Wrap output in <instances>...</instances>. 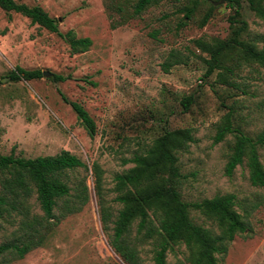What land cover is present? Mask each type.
<instances>
[{"label":"rangeland","instance_id":"1","mask_svg":"<svg viewBox=\"0 0 264 264\" xmlns=\"http://www.w3.org/2000/svg\"><path fill=\"white\" fill-rule=\"evenodd\" d=\"M16 1L41 6L59 20L62 33L72 30L78 38L89 37L92 45L73 53L58 34L0 8V154L36 158L69 151L86 168L68 170L63 179L73 190L84 182L89 201L81 211L64 217L56 208L60 220L47 221L34 194L29 219L37 218L51 229L46 242L24 258L4 254L0 264H125L101 223L94 168H99L104 198L117 214L121 205L115 201L116 177L134 168L131 160L145 154L166 130L184 128L192 130L194 142L179 154L186 175L183 199L194 202L233 194L236 210L250 226L228 244L226 254L217 255L219 264H264V186L251 184L247 160L232 176L226 175L232 133L215 143L228 117L233 127L251 136L263 130L264 68L232 52L225 64L235 67V74L224 84L218 79L221 69L206 76L205 60L210 57L201 47L229 40L240 25H232L234 11L228 2L198 0L193 17L185 20L181 9L193 0H164L124 21L115 9L121 5L131 13L137 0ZM241 19L247 22L242 38L264 48V21L246 1ZM17 66L51 76L15 82L9 73ZM53 74L67 79L54 82ZM63 96L93 117V137ZM188 96L193 104L185 111L182 100ZM259 153L264 166V148ZM191 217L219 232L216 223L198 212L192 211ZM28 220L16 213L1 215L0 244L24 241ZM136 234L137 222L129 236L133 240ZM154 250L151 241L139 245L142 264H154ZM187 256L186 246L177 245L169 250L167 262L189 264Z\"/></svg>","mask_w":264,"mask_h":264},{"label":"trees","instance_id":"2","mask_svg":"<svg viewBox=\"0 0 264 264\" xmlns=\"http://www.w3.org/2000/svg\"><path fill=\"white\" fill-rule=\"evenodd\" d=\"M162 1L164 0H137L131 13H127L121 5L115 10L122 13V18L126 21ZM226 1L234 11L232 25H240L234 29L229 40L201 47L210 57L205 60L208 64L206 76L221 69L218 79L221 83L230 84V76L235 74V67L227 66L225 58L232 52H237L243 61L256 63L264 68V48H258L254 40L242 38L247 30V22L241 19L242 2L246 1L257 17L264 21V0ZM197 6L198 0H193L192 5L181 9L185 20L193 17ZM0 8L8 13L21 14L32 24L58 34L69 44L73 53L85 52L92 45L89 37L78 38L72 30L62 33L59 20L50 16L39 5L30 6L16 0H0ZM212 9L213 7L211 11ZM211 11L204 17L202 25L208 22ZM198 44L201 45L200 42ZM235 61L238 59L234 58L233 62ZM9 77L15 82L31 81L43 78L44 74L39 69L27 70L17 66L9 73ZM66 79L58 74L52 76L54 82H64ZM63 100L72 107L81 124L93 137L97 127L90 113L78 102L70 101L65 96ZM192 104L191 96L182 100L185 111ZM231 133L234 135V142L226 165V175L232 176L235 169L247 160L251 184L264 186V166L259 153V149L264 148V128L256 136H251L240 128L233 127L228 117L219 127L215 143L223 141ZM192 142L194 136L189 128L166 130L145 154L136 155L131 160L135 167L116 177V190L119 194L115 201L121 205L117 214L104 198L100 170L95 166L101 223L104 231L108 233L112 249L125 264H142L139 245L150 241L155 246L154 264H169V250L182 244L188 250L187 263L219 264L217 255L226 254L228 244L236 236L249 231V224L236 210L237 202L233 194L194 202L183 199L181 188L186 181V175L181 171L179 154L186 151ZM81 167L86 168V164L69 151L36 158H24L14 153L0 154V216L4 213H16L28 220L29 200L34 194L47 221L53 218H57V222L60 220L54 213L56 208H60L63 217L81 211L89 201L88 187L81 182L73 190L63 179L66 171ZM192 211L216 223L219 232L215 233L197 224L191 217ZM136 222L137 234L132 240L129 235ZM24 225L30 229L26 239L0 244V257L13 253L18 258H24L30 251L45 244L50 228L37 218L25 221Z\"/></svg>","mask_w":264,"mask_h":264},{"label":"water","instance_id":"3","mask_svg":"<svg viewBox=\"0 0 264 264\" xmlns=\"http://www.w3.org/2000/svg\"><path fill=\"white\" fill-rule=\"evenodd\" d=\"M44 76H51V73L49 72H43Z\"/></svg>","mask_w":264,"mask_h":264}]
</instances>
